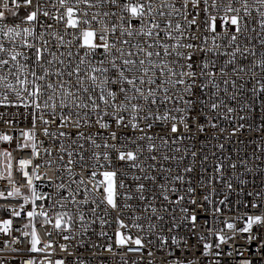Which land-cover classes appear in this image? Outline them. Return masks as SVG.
Returning a JSON list of instances; mask_svg holds the SVG:
<instances>
[{"label":"snow or ice","instance_id":"obj_1","mask_svg":"<svg viewBox=\"0 0 264 264\" xmlns=\"http://www.w3.org/2000/svg\"><path fill=\"white\" fill-rule=\"evenodd\" d=\"M106 5L118 11H101ZM0 8V105L36 110L33 113V128L23 133L24 142L19 143L18 148L22 150L31 147L33 154H37L36 120L39 119L46 125L43 133L49 138L56 137L57 133L50 132L47 125L59 120V137L71 139L68 147L60 145V151L67 153L69 165L79 163L82 173H88L87 181L82 177L79 184L84 185L85 190L91 191L96 197L91 201L96 205L91 209L93 214L103 204L119 210L121 206L117 204L118 195H122L126 201L146 199L143 195V183L136 184L135 196L132 192L118 193V189L127 187L123 178L128 173L113 167V153L117 161L123 162L121 169L127 165L144 174L132 175L129 177L132 180L156 182L157 177L149 175L148 170L155 171L159 168L161 172L169 174L163 179L170 182L185 181L184 175H171V168L156 163V153L159 150L155 140L158 139L161 146L165 147L175 145L185 133L205 132V124L201 123L203 110L193 114L197 103L193 99L195 89L207 96L211 101L208 105L210 110L217 114L221 107L227 113L236 111L220 99V93L223 92L230 100L236 101L237 93L230 92V89L245 87L244 83L238 85L237 79L243 81L244 76H250L253 81L250 89L253 96L258 97L264 93V52L257 56L252 43L255 40L264 47V0H3ZM21 9L27 14L19 17L18 23H8L9 16L18 17ZM57 25L62 26V33L57 30ZM74 41L77 43L74 44ZM74 46L84 49L83 56L79 51H72ZM73 57L78 60L75 64ZM249 57L253 58L250 66L239 63ZM219 58H224L221 63H218ZM10 96L15 99H10ZM199 103L205 105L207 102L201 99ZM45 115H50L51 118L45 119ZM204 118L212 129H217L218 125L212 122L213 118ZM240 119L245 117L241 116ZM189 121L193 123L190 124ZM155 125L160 126V132H152ZM94 126L98 128L95 134L85 131ZM244 127L243 124L239 125V128ZM67 128L76 130L75 139L71 138V132L63 130ZM125 129L139 133L135 139L128 138V143L134 145V150H127V145L118 135ZM219 131L222 133L225 129L220 128ZM104 133H107V138L102 143L98 142L97 138ZM231 134L234 135L235 130ZM12 139L10 135L0 134V140L10 143ZM81 140L84 143H79ZM144 141L149 143L145 145ZM86 144L91 148L87 155ZM145 150L149 153L147 159L153 163L145 165L141 161ZM174 150L179 152L180 148L175 147ZM45 151L51 154L50 149ZM2 155L9 160L12 158V153L8 151H4ZM74 155L79 160L72 159ZM190 155L195 160L197 152L191 151ZM63 158L60 157L61 160ZM183 158L179 157L181 160ZM159 159L169 161L176 160L177 157L162 154ZM31 164V159H20L19 170L23 176H29L25 169ZM7 167L8 178L11 179V164ZM39 167L40 165H35V168ZM222 167L217 165L215 173L221 174ZM231 167L235 169L237 165L232 164ZM68 170L71 172V168ZM192 171L191 166L183 169L184 173ZM35 178L41 179L39 175ZM220 178L222 176L214 175L208 184L211 185ZM88 184H91V189ZM188 184L187 196L180 195L174 201L164 193L175 195L179 191L175 184L171 187L163 183L159 185L163 190L161 195L164 201L179 205L187 199L189 204L195 206L191 209L181 206L180 220H177L173 209L169 232L188 222L195 233L197 210L203 211L205 204H213L212 193L203 195L202 202L198 203L197 188L190 186L191 181ZM27 186L32 189L33 204L35 200L43 199L36 196L31 178L27 180ZM199 187H205L203 181ZM227 187L231 189L232 184L228 183ZM7 195H20L19 187L14 186L13 191ZM248 195L252 196L253 193ZM255 195L260 198L264 194ZM0 197L7 198L3 192H0ZM226 199L220 200L219 204L224 205ZM24 201L28 202L27 196ZM83 203H88L87 197ZM251 206L262 207L259 203ZM122 207L131 208V205L125 203ZM149 207L153 214L157 212L156 207ZM21 209L23 210V205ZM164 211H168V208ZM39 214L47 217L44 211ZM222 214L223 209L214 207V225L208 227L207 221L201 225L207 227L208 232L207 235L197 237L203 247L200 256L211 257L204 264H264V213H245L232 220H220ZM12 215L19 217L21 213L13 211ZM26 215L31 223V218L36 213L27 211ZM64 217L71 222L72 217L65 212L57 218L56 229H61ZM79 218L83 220V214ZM157 219L163 220L164 217L161 215ZM217 221L223 227H215ZM47 222L46 220L45 223ZM240 222H243V226L237 227ZM101 223L104 221L101 220ZM3 224L0 232L11 235L12 220H5ZM24 227L29 225L25 224ZM120 227H125L122 221ZM22 235L28 236L29 233L23 232ZM117 236L120 246L131 241L139 247L129 249L130 251H143L144 244L140 238L133 240L129 236L125 239L119 232ZM31 237V247L28 249L30 252H43L45 248L52 247L51 243H47L44 248H37L40 240L34 227ZM71 238L68 235L63 237L64 240ZM159 238L163 245H167L166 239ZM213 238L215 243L212 242ZM15 242H20L19 237ZM171 243L180 247V240L175 236L171 238ZM184 245L180 256L176 255L175 250L168 251L171 260L165 264H200V256L189 259L184 255L185 251H190L186 240ZM60 247L62 251H67L66 246ZM148 255L152 253L148 252ZM24 264H35V261L28 259ZM49 264H64V260L49 261Z\"/></svg>","mask_w":264,"mask_h":264},{"label":"built area","instance_id":"obj_2","mask_svg":"<svg viewBox=\"0 0 264 264\" xmlns=\"http://www.w3.org/2000/svg\"><path fill=\"white\" fill-rule=\"evenodd\" d=\"M2 4L3 0H0V5ZM109 10L118 11L108 5L101 9V11ZM26 14L27 12L21 9L18 17L9 16L8 23H18L19 17H23ZM57 30L62 33V26L57 25ZM80 42L82 43V40ZM75 43L77 42L74 41ZM252 43L255 45L257 56L264 52V47H261L258 41L254 40ZM63 50L61 49V51ZM72 51H79L80 55L83 56L84 49L74 46ZM97 59H100V57H97ZM194 59H197V57H194ZM223 59L219 58L218 63H221ZM252 59V57H249L248 60H240L239 63L250 66ZM77 62L78 60L73 57V64ZM256 71L259 72V69H256ZM240 83L245 84L243 89L239 87L230 89V92L235 91L237 93L236 101L230 100L223 92L220 93V99H223L228 106L236 109L233 113H227L224 107L218 110V114L212 112L208 106L211 101L199 89H195L193 99L197 103L194 105L196 112L193 114L196 115L201 109L203 110V115L201 116V123L205 124V132L203 134L196 131L185 133L184 137L181 140H177L175 145L165 147L161 146L158 139L155 140L159 150L156 153L158 155L156 163L162 164L165 168H171V175L177 173L184 175L185 181L183 183L170 182L163 179L169 174L161 172L159 168L155 171L148 170L149 175L157 177L156 182L144 179L140 181L132 180L129 178L130 176L137 174L143 176L144 174L139 172L138 169L129 168L127 165H124L121 169L120 165L123 162L117 161L115 153H113V167L118 171L122 170L128 173V176L123 178L127 187L118 189V193L132 192L135 196L136 184L143 183L145 185L143 195L146 199L139 200L134 198L126 201L122 195H118L117 204L121 206L119 210H113L107 204H103L97 208L95 214L92 213L91 209L96 207V205L92 204L91 201L96 197L91 191H86L84 185L79 184L82 177L87 181L88 173H82L79 163L69 165L67 153L60 151V145L63 144L68 147L71 139L59 137L58 132L60 129L57 128L59 120L56 123L47 125L50 132L57 133V136L52 138L45 136L43 133L46 125L39 119L36 120L35 143L37 154H33L31 147L21 150L18 148V144L24 142L23 133L33 128V113L36 110L24 108L23 106L14 107L9 105L5 107L0 105V134H7L13 137L10 143L0 140V176L3 177L0 178V192H3L5 197H7L6 199L0 197V228L4 227L3 221L12 220L11 235L0 232V249H2L0 250V264H24V261L28 259L34 260L35 264H49V261L55 262L57 260H64V264H80V262H83V264H165L166 261L171 260V257L167 254L168 251L175 250L177 256L181 255V251L185 247V240L187 241V249L190 251H185L184 255L189 259H194L203 252L202 243L197 237L201 234L207 235L208 232V228L201 227V225H204L205 221H207L208 227L214 225L212 217V209L214 207L223 209L220 220H232L245 213H264V195L260 198L255 195L256 193L264 194V130H256L257 128L264 129V93H261L258 97L253 96L250 91L253 83L250 76H244L243 81L237 79V84L239 85ZM10 99L14 100L15 97L10 96ZM201 99L207 103L201 105L199 103ZM241 109L243 110L241 111ZM205 116L213 118L212 122L218 125L217 129L211 128L208 120L204 118ZM225 116L228 118L225 119ZM241 116L245 117V119H240ZM50 118V115H45V119ZM189 123L191 124L193 121H189ZM240 124L245 125V127L239 128ZM220 128L225 129V131L221 133L219 131ZM113 129H115V125H113ZM63 130L71 132L72 139L76 138V130L74 128ZM181 130L183 131L182 125ZM233 130H235L234 135L231 134ZM85 131L95 134L98 128L94 126L91 129H85ZM152 132H160V126L155 125ZM118 135L121 136L122 141L127 145V150H134V145L128 143V138L135 139L139 133H133L131 130L125 129L119 132ZM106 138L107 133H104L97 139L98 142L102 143ZM79 143H84V141L81 140ZM143 143L147 145L149 141H144ZM220 145H223V147L221 148ZM85 147L87 149L86 155L90 154L91 148L87 144ZM175 147H179L180 151L176 152L174 150ZM73 148H75V145H73ZM45 149H50L51 154L46 152ZM4 151L12 153L11 160L2 155ZM101 151L106 150L101 149ZM191 151L197 152L195 160L190 155ZM162 154L176 156L177 159L163 161L159 159ZM148 155L149 153L145 150L141 156V161L145 165L153 163L147 159ZM61 156L64 157L62 160L60 159ZM181 156L184 157L182 160L179 159ZM204 157L208 159L205 160ZM256 157L260 159H256ZM20 159L32 160V164L25 169L29 174L28 177L23 176V173L19 170ZM72 159L79 160V157L74 155ZM9 163L11 164V179L8 178L9 170L7 166ZM232 164H236L237 167L233 169L231 167ZM35 165H40V167L35 168ZM217 165L223 166L221 174L215 173ZM186 166H191L193 171L184 173L183 169ZM69 168H71V172H69ZM248 169H251V171ZM36 175H39L41 179H36ZM214 175H220L222 178L214 180L209 185L208 181ZM29 178L32 179V187L35 189L36 196L43 197V199L35 200L34 204L32 202V189L27 186ZM188 181H191L190 186L197 188L196 198L198 203L202 202L203 195L212 193L211 200L213 204H205L203 211L197 210L198 220L195 233H193L191 224L188 222H184L180 228L169 232V228L172 226L173 209H175L177 220H180L182 214L179 208L181 206L190 209L195 206L189 204L187 199L179 205L164 201L161 195L163 190L159 185L163 183L171 187L173 183L175 184L179 189L175 195L170 192L164 193L168 194L170 200L174 201L180 195L187 196ZM201 181L205 184L203 189L199 187ZM228 183L232 184L231 189L227 187ZM14 186L19 187L20 195L8 196L7 194L13 191ZM88 188L91 189V184H88ZM248 193H253V195L249 196ZM25 196L28 197L27 203L24 201ZM86 197L88 200L87 204L83 203ZM225 197L227 198L225 204H219V201L225 199ZM125 203L130 204L131 208H123L122 206ZM253 203H259L262 207L253 208L251 206ZM21 205H23V210ZM149 205L157 208L155 214L152 213ZM165 208H168V211H164ZM13 211H19L21 215L19 217L13 216ZM27 211L36 213L31 218V223H29V218L26 215ZM41 211L46 212L47 217L41 216L39 214ZM65 212L72 217L71 222L68 221L67 217H64L61 220V229H56L57 218ZM81 214L84 216L83 220L79 218ZM161 215L164 219H157ZM46 220L48 221L47 223H45ZM101 220L104 223H101ZM120 221L123 222L125 227H120ZM25 224H28L29 227L25 228ZM135 225L140 227H135ZM149 225H154L155 227L150 228ZM241 226H243V222L237 224V227ZM33 227L40 240L37 248H44L47 243L52 244L51 248H45L43 252L28 251L31 247ZM215 227H223V224L217 221L215 222ZM23 232H28L29 235L23 236ZM118 232L123 234L125 239L129 236L133 240L140 238L144 244L143 251H130L129 249L139 247L131 241L124 246H120L117 243L119 239L117 236ZM65 235L72 238L64 240L63 237ZM173 236L180 240L179 248L172 245L171 238ZM17 237H19V243L15 242ZM159 237L166 239L168 241L167 245H163ZM212 242L215 243L214 238ZM61 245L66 246L67 251H62ZM109 247L111 248L110 251L108 250ZM13 249H19V251H13ZM148 252H151L152 255H148ZM209 259L211 257L200 256V264H204Z\"/></svg>","mask_w":264,"mask_h":264}]
</instances>
